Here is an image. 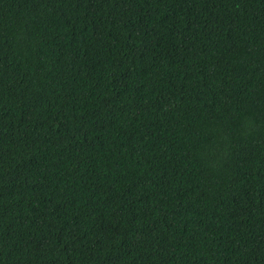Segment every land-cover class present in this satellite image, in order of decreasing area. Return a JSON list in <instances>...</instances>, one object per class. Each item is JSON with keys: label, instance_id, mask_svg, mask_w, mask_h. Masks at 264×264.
I'll return each mask as SVG.
<instances>
[{"label": "trees", "instance_id": "obj_1", "mask_svg": "<svg viewBox=\"0 0 264 264\" xmlns=\"http://www.w3.org/2000/svg\"><path fill=\"white\" fill-rule=\"evenodd\" d=\"M0 264H264V0H0Z\"/></svg>", "mask_w": 264, "mask_h": 264}]
</instances>
